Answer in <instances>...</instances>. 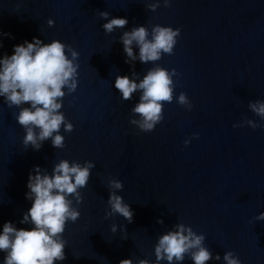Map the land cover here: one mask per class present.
<instances>
[{
	"label": "water",
	"instance_id": "95a60500",
	"mask_svg": "<svg viewBox=\"0 0 264 264\" xmlns=\"http://www.w3.org/2000/svg\"><path fill=\"white\" fill-rule=\"evenodd\" d=\"M151 3L159 7L148 10ZM99 12L128 24L105 34ZM141 25L149 32L156 25L180 29L173 54L126 64L119 37ZM0 32L12 37L3 38L0 56L33 37L59 40L79 53L78 86L61 109L73 124L71 133L61 127L64 148L48 140L38 151L25 149L18 109L0 98V226L28 227L19 221L31 207L25 193L35 166L51 173L61 159L91 161L80 217L66 224V259L57 264L128 258L155 264L158 237L177 223L203 234L204 246L221 256L207 264H224L228 251L241 264H264V221L255 220L264 212V127L239 126L246 119L264 124L248 108L250 101H264V0H168V6L164 0H0ZM157 66L175 69L174 95L163 104L162 121L146 133L130 123L139 119L131 108L140 93L124 101L113 85L116 75L135 72L139 82ZM181 92L191 111L176 102ZM110 179L122 182L117 194L133 210L132 223L106 218ZM183 264L192 262L186 257Z\"/></svg>",
	"mask_w": 264,
	"mask_h": 264
},
{
	"label": "clouds",
	"instance_id": "9594fccd",
	"mask_svg": "<svg viewBox=\"0 0 264 264\" xmlns=\"http://www.w3.org/2000/svg\"><path fill=\"white\" fill-rule=\"evenodd\" d=\"M168 6V0H164ZM157 3L147 5L148 10L155 11ZM105 34L116 29H124L128 24L126 18L112 17L108 12H99ZM49 27L54 21H47ZM180 35V29L156 25L151 32L143 25L123 31L119 43L126 56L125 63L139 60L142 64L161 59L162 54H173L174 46ZM12 38L11 33L0 32V48L3 38ZM133 46L138 48L134 53ZM79 53L70 45L59 40L45 43L33 37L31 42L25 40L13 46L12 54L0 56V98L9 108H17L15 120L24 129L23 145L38 151L45 141L50 140L55 149L64 148V136L73 131V124L66 120L63 112V98L75 92L78 86L77 63ZM177 73L155 67L149 69L142 80L137 82V74L116 75L114 88L118 90L124 101L132 99L133 93L139 92V101L131 108L134 116L130 123L142 132H151L163 119L164 102L173 101L175 84L173 77ZM176 102L191 111L193 105L187 95L181 92ZM249 110L264 122V101L256 100L248 103ZM256 129L264 127L252 120H244L239 126ZM237 127V125H233ZM196 138V137H193ZM185 146L189 140L184 141ZM95 164L85 161L61 159L51 173L47 169L35 166L30 170L27 179L25 199L31 207L23 213L19 221L27 228L17 227L15 222L7 221L0 226V253H3L2 264H57L66 259V240L63 239L66 224L75 223L80 217L78 205L82 201L80 190L89 182L91 170ZM109 196L107 204L110 211L105 216L119 215L128 223H132L134 212L129 204L118 195L123 184L116 179L108 182ZM74 202L75 205L74 206ZM255 220L264 221V212H260ZM163 224L162 219L157 220ZM117 226H111V232H117ZM205 236L197 234L190 226L177 223L170 230L158 237L154 246L155 264H183L187 257L192 264H207L209 261H221L219 254L213 255L204 246ZM224 264H241L240 259L231 251L225 252ZM119 264H134L133 259H122ZM135 264H150L148 259H139Z\"/></svg>",
	"mask_w": 264,
	"mask_h": 264
}]
</instances>
